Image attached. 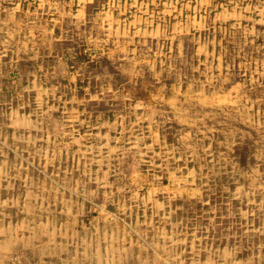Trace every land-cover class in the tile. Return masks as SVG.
<instances>
[{
  "label": "rangeland",
  "instance_id": "rangeland-1",
  "mask_svg": "<svg viewBox=\"0 0 264 264\" xmlns=\"http://www.w3.org/2000/svg\"><path fill=\"white\" fill-rule=\"evenodd\" d=\"M0 264H264V0H0Z\"/></svg>",
  "mask_w": 264,
  "mask_h": 264
}]
</instances>
